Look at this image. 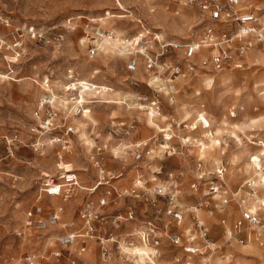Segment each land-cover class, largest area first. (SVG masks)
I'll use <instances>...</instances> for the list:
<instances>
[{"label":"rangeland","instance_id":"rangeland-1","mask_svg":"<svg viewBox=\"0 0 264 264\" xmlns=\"http://www.w3.org/2000/svg\"><path fill=\"white\" fill-rule=\"evenodd\" d=\"M247 1L260 12L264 9L260 0ZM183 14L189 19H180ZM109 27L121 31L122 40L159 35L166 42L185 45L200 40L209 26L198 9L172 0H0V264H24L25 256L41 264H147L124 254L122 247L150 248L137 237L150 221L160 236V246L151 248L156 251L154 264H178L176 260L264 264V247L252 236L244 244L229 240L234 220L244 212V200L253 195L246 183L254 176L243 174L244 164L249 155L264 159L262 147L250 144L264 141L261 47L257 45L254 52L261 54L259 62L249 58L251 48L242 68L220 73L230 77L228 83H215L209 90L202 87V75L215 78L219 73L208 67L178 80L172 94H167L152 87L142 66L127 68L130 51L125 59L115 57L107 64L100 63V50L90 56V49L101 42L98 35L109 33ZM171 54L165 67L182 64L181 51ZM138 70L141 79L134 75ZM81 82L104 91V97L93 95L87 105H80ZM194 82L196 88L185 85ZM45 85L58 111L55 129L46 133L33 117L38 99L49 96ZM52 93L65 102L63 109L53 102ZM195 106L206 113L202 125L212 121L214 128L224 130L223 139H218L223 151L217 165L201 160L181 140L200 138L201 129L190 126L180 112ZM150 108L157 117L147 124ZM86 110L92 122L81 120ZM78 120L82 132L75 130ZM251 122L254 127H248ZM67 128L73 133L65 135ZM61 172H73L79 184L66 201L43 192L46 180L57 182ZM210 187L221 189L212 194ZM132 188H139V199L118 196ZM159 189L176 196L183 214L179 224L165 216L166 198L156 194ZM102 199L107 204L102 209L105 220L96 235L102 240H87L81 253L79 240L61 246V236L82 226V209ZM194 207L207 236L200 241L199 255L187 256L165 234L183 239L193 226ZM37 208L41 212L36 219L43 221L58 208L62 211L55 224L46 222L45 229L26 228L25 213ZM257 213L264 224V209ZM103 240H107L103 243L107 256H103ZM56 252L62 253L59 259Z\"/></svg>","mask_w":264,"mask_h":264},{"label":"built area","instance_id":"built-area-1","mask_svg":"<svg viewBox=\"0 0 264 264\" xmlns=\"http://www.w3.org/2000/svg\"><path fill=\"white\" fill-rule=\"evenodd\" d=\"M172 1L173 3H181L178 0V2ZM260 1H263L261 5L264 8V0ZM182 5L198 9L204 18V23L208 24L210 27L201 36L198 43L180 45L174 42H166L165 39L159 35H153L151 37L139 35L135 46L136 48L133 50V54H130L127 62V68L129 70H135L139 66H142L146 72L152 73L155 77L153 79L154 85H157L161 89L169 90L178 78L186 79L194 76L199 70H206L205 68L207 66L214 72L242 68L246 53L253 47L249 39L253 35L258 40V46H260L261 50L264 52V41L261 40L260 36L257 37L256 34L258 13L260 11L255 7L245 6L243 0H183ZM177 13L178 12L175 14ZM100 34L98 35L99 37ZM104 35H108V33H104ZM200 46L213 51L206 60L199 59L198 49ZM97 51V47H92L89 51L90 56L96 55ZM179 51L182 52L180 60L182 64L181 62L180 64L174 63L165 67V59L171 56L172 52L176 54ZM134 55L139 57L140 60H137ZM156 77H158L159 81L156 80ZM78 113H80V110H78ZM33 117L41 124L39 129H41L42 132H51L55 129L54 122L58 117V111L52 106L50 96L43 95L38 99L33 111ZM133 128L134 127L131 126L129 129L132 130ZM166 131L170 133V131ZM68 133H73L70 128H67L65 135H68ZM170 138L172 139V135ZM63 144H65V142L62 143L63 148L61 147V150L64 149ZM56 181L57 182H55L53 178H48L43 192L48 196H52L50 192L54 191L56 196H62L63 201L70 198L74 188L79 187L77 177L73 172L60 175ZM194 187L195 186H193V188ZM220 189V187H210L212 194H216ZM138 190L139 188H132L119 193L118 196L139 199L141 193ZM156 194L166 198L167 204L164 208L165 216L174 220L176 224H179L183 219V214L177 204L176 196L173 193L160 189ZM227 203V199H224L223 204ZM106 205L103 199L99 200L97 205L87 204L80 214L82 226L80 228H73L70 233L61 236L58 241L59 244L63 247H68L79 240L81 243L80 253L83 252L85 250L86 241L95 240L97 238L96 235L105 220L102 209ZM196 208L197 207H194L191 211V214H193V226L187 229L188 232L183 239L179 234H165L171 245L176 248H181L187 256L199 255L202 245L200 241L205 240L207 236V229L197 217ZM40 212V208H37L34 211L30 210L25 213L24 225L26 228H37L41 230L46 228V222L55 224L59 220V213L61 210L53 212L47 221L36 219L37 214ZM132 214L133 212H130L128 217L131 218ZM157 219V216H155V221ZM154 224L151 221L147 222L146 225L138 231L137 235L139 241L150 248H158L160 246V236L156 234L158 227ZM221 224H225V219L221 220ZM71 227H73L72 224L69 225V228ZM250 234L257 245L264 247V224H262L257 214L244 211L241 212L239 218L234 220L229 240L244 244L248 241ZM96 240L101 241L102 239L97 238ZM103 243L104 242H101L103 256H107L108 249L104 247ZM54 256L59 259L62 253L56 252ZM23 262L24 264H41V262L32 256H25ZM176 263L194 264L188 263L186 260L184 262L176 260Z\"/></svg>","mask_w":264,"mask_h":264},{"label":"bare ground","instance_id":"bare-ground-1","mask_svg":"<svg viewBox=\"0 0 264 264\" xmlns=\"http://www.w3.org/2000/svg\"><path fill=\"white\" fill-rule=\"evenodd\" d=\"M182 1L183 0H180L181 3H182ZM243 3L245 6L255 7L252 4L248 5L247 0H243ZM261 4H262V2H261ZM257 10H259V9H257ZM189 16L186 14H183L180 17V19L187 20V19H189ZM173 22H175V21H173ZM171 26H173V24ZM257 26H258V28L256 29L257 37L260 36L261 40L264 41V9L258 13ZM208 28H210V27H208ZM109 29H110V32L108 33V35L100 34V41L101 42L97 44V49H98V51L100 50L99 51V57H101L100 63H102V64H107V62H109L111 59H113L115 57H118L120 59H125L127 54L129 53V51H130V54H133V50H135V48H136L135 46L137 44L138 37H139V35H136V36L132 37L130 40L129 39L128 40H122L121 39L122 38V32L121 31H118V30L110 28V27H109ZM156 29H159V28H156ZM111 36H113V37H111ZM249 39H250L251 45L252 46L254 45V47H252L253 50H251L249 52V58H253V60L257 63L261 59V54L258 51L254 54V52L256 50L255 47L258 45V40L255 38L254 35L252 37H250ZM81 43H82V41H80V44ZM191 43H193V42H191ZM197 43H198V41L195 42L194 44H197ZM206 52L208 53V56H209L213 51L208 50L207 48H204L201 46L199 47L198 56H199L200 60H206V58L208 57ZM252 52H253V56H251ZM129 57H130V55H129ZM135 58L137 60H140L139 57L135 56ZM208 67L209 66H207L206 68H208ZM263 68H264V66H263ZM221 72H219L218 75L215 76V78L212 75H207V74L202 75L199 78L200 85L202 87H204L206 90H209L214 86L215 83H217L219 85L228 83L230 81V77L227 74L226 75H224V74L220 75ZM147 73L149 74L151 85L155 86V89H158L159 92L165 91L167 94H172L173 89L175 87V83L178 80H183V81L185 80V79L178 78L175 81L174 85H172L169 88V90H166V89H161L157 85H154L153 79L155 77L153 76L152 73H150V72H147ZM142 74L143 73L141 70L134 72V75L140 79L142 77ZM156 80L159 81L158 77H156ZM79 84H80L81 88H83V91L80 94V101L78 102L80 105H82L84 103H86V105H87L90 97L93 95H100L101 97H104V95H105L104 91L103 92L102 91H99V92L95 91L93 85H91V84H88L85 82H81ZM185 85H187V86L189 85L191 87L196 88V82L191 83V84H185ZM45 88H47V90H44V91L47 92L51 98V94L48 91V86L45 85ZM52 99H53V102L58 107H60L61 109L64 108L65 102L62 101V99L59 100V98L56 97V95H54V93H52ZM101 99H103V98H101ZM176 106H177V104H176ZM81 109H82V107H81ZM142 109L143 108H139L137 110L141 111ZM149 111L151 113L148 114V116H146L145 121L147 124H152L153 119H155L157 116H156V112H154V110L152 108H150ZM177 112H179V111H177ZM180 112H182V114H183L182 117L185 119V121L186 120L190 121V126H192L194 129L196 128V126H198L199 129H201L199 139L192 138L190 140L188 138L187 139L181 138L182 142L183 143H189L195 149L197 156L201 160H208L210 164L212 163V164L217 165L216 158H217V156L220 155L221 151H223L221 143L218 139L219 138L223 139L222 134H224V130L216 128V127L214 128L212 121H208V123L206 125H202L201 122L205 118L206 113H205V111L196 108V106L194 109L189 110V111L182 108V109H180ZM64 114H68V113L64 112ZM192 115L194 118H192ZM81 118H82L81 120L92 122V117L90 116V113L88 110H86L81 115ZM81 120H78V128L75 127V130L76 129H79V130L82 129L81 125H80V124H82ZM255 124L256 123L251 122L248 125V127H254ZM158 130L164 132L161 129H158ZM81 132H82V130H81ZM229 134H231V133H229ZM234 137L236 139H238L236 135H234ZM204 139L208 140L207 143H203L201 141ZM250 144L262 147L261 149L264 152V141H260V140L258 142L252 141V142H250ZM262 161H264V159L261 160L259 158V156L256 154L249 155L248 162H247V164H244L245 169L243 170V174L246 175L247 178L254 176V178H252L250 180L249 184L246 183L248 187L252 188L253 195L248 196L246 201L244 200V202H246V203L243 205V211H249V212H251L253 214H257V215H258L257 212H260L262 209H264V173L262 171ZM62 173L63 172H61L60 174H62ZM50 193L52 194V196H50V197H57L56 194L54 193V191H51ZM65 207H66V209L68 208L67 206H65ZM57 210L62 211V208H58ZM250 236H252V235L250 234ZM102 242H105V241L103 240ZM122 250H123L124 254H128L129 256L138 257V259L141 262H147V264H154L155 250H153L151 248L132 246V247H122ZM204 263H206V261H204Z\"/></svg>","mask_w":264,"mask_h":264},{"label":"crops","instance_id":"crops-1","mask_svg":"<svg viewBox=\"0 0 264 264\" xmlns=\"http://www.w3.org/2000/svg\"><path fill=\"white\" fill-rule=\"evenodd\" d=\"M248 53V52H247Z\"/></svg>","mask_w":264,"mask_h":264}]
</instances>
